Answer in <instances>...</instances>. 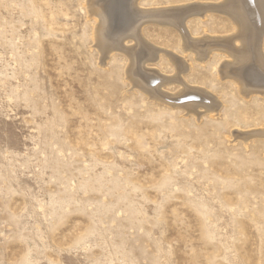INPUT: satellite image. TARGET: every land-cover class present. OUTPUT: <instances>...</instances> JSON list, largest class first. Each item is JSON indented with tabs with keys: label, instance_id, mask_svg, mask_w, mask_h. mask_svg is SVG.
Masks as SVG:
<instances>
[{
	"label": "rangeland",
	"instance_id": "374dc122",
	"mask_svg": "<svg viewBox=\"0 0 264 264\" xmlns=\"http://www.w3.org/2000/svg\"><path fill=\"white\" fill-rule=\"evenodd\" d=\"M88 1L0 0V264H264V93L218 71L205 37L234 35L229 17L188 16L191 46L159 15L223 0L121 17L157 94L135 57L102 51Z\"/></svg>",
	"mask_w": 264,
	"mask_h": 264
},
{
	"label": "bare ground",
	"instance_id": "6f19581e",
	"mask_svg": "<svg viewBox=\"0 0 264 264\" xmlns=\"http://www.w3.org/2000/svg\"><path fill=\"white\" fill-rule=\"evenodd\" d=\"M89 1L91 3L92 0ZM90 3H89V13L92 14V16L99 18L100 20V23L97 25L96 34L99 45L102 46V51H110V50L113 51V50L121 49L128 52L129 55L136 58V54L134 53V51L129 48H126L127 44L124 45V39L126 38L125 37L126 35L124 36L125 38L117 37L120 31L124 30L126 32H129V30L132 27L130 28V26L124 24L120 26L119 20H122L121 17L126 18L127 20L128 18L130 19L131 17L141 18L143 15L146 16L148 14H153L154 12L140 11L136 9L135 6L133 5L135 4L137 5L138 0H115L107 7H102L104 6V4L102 6L99 5V3L101 2H96V3L94 2L91 3V5ZM211 11L219 14H224V16L226 15L227 17H229L234 23L235 29H237L236 33H234V35L231 36L219 37V38L217 37L214 38L213 36H210L212 38H210L209 36L205 37L207 39L206 41L214 43L215 46L214 48L216 50L224 52L229 57L226 58L227 60L222 63L223 64L222 67H220V70H218L220 71L221 77L228 80L229 78H233L235 82L239 84L241 91H243V93L245 94H250L255 92L264 93V85L262 84L264 83V81L263 82L260 81V80H264V58L261 53L262 42L264 39V0H223L220 3H216V4L195 3L194 6L189 5L185 7H175L171 9H165L163 10L164 13H160V14L157 13V14H159L160 17L162 16L165 19H167L166 24L175 26L181 32L184 42L187 45L194 46L197 42H201L203 38L200 41H198L199 39L197 38H196L197 40L192 38V36L187 30L186 27L187 24L185 19L191 15L204 18L205 15L207 13H210ZM140 24L141 23H139V29H140ZM120 35H122V33H120ZM138 40L140 41L141 39L138 38ZM125 42L127 41L125 40ZM238 42H240L241 45H238L237 44ZM213 49H211V51ZM215 49L214 52H216ZM136 53L139 54V52ZM172 59L175 61L177 65H179V68H182L181 63L183 60L180 61L178 58L175 57H172ZM206 59H208V57ZM138 61L139 60L136 58V61L132 62L134 63L132 65L131 68L132 71L130 74L131 79H133L132 81L137 86H143L144 89L147 90L149 93L152 92L157 94L156 92H159L158 90L159 85L157 87L156 86L152 87L154 86L153 82H155V73L153 75L154 77L147 76L146 74L143 75L141 72L140 65L142 66V70H143V66L145 64H143L141 61L139 62ZM179 80L184 85V81L181 80V78H179ZM184 94H185L183 96L184 98L185 97L191 98L190 99L191 103H189V106L192 109H195L198 103L199 104L201 103L200 105L203 104V106L208 108L207 111H211V110H213V112L215 111L214 108L217 103L215 101L216 99L213 96H211V94H208L207 92L201 90H190V92L188 91L187 93ZM202 98H204L205 100L204 103L200 102ZM249 137L251 136L249 135Z\"/></svg>",
	"mask_w": 264,
	"mask_h": 264
}]
</instances>
